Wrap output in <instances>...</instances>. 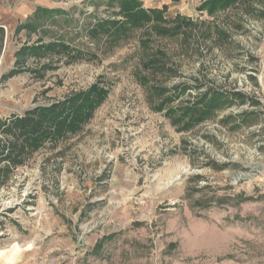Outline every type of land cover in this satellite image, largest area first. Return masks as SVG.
I'll list each match as a JSON object with an SVG mask.
<instances>
[{"label":"rangeland","instance_id":"1","mask_svg":"<svg viewBox=\"0 0 264 264\" xmlns=\"http://www.w3.org/2000/svg\"><path fill=\"white\" fill-rule=\"evenodd\" d=\"M202 1L142 0L168 22L93 37L115 3L0 0V118L110 88L77 132L0 162V264H264V0ZM40 7L66 13L21 29ZM40 40L83 54L41 77L50 57L18 61Z\"/></svg>","mask_w":264,"mask_h":264},{"label":"trees","instance_id":"2","mask_svg":"<svg viewBox=\"0 0 264 264\" xmlns=\"http://www.w3.org/2000/svg\"><path fill=\"white\" fill-rule=\"evenodd\" d=\"M163 1V0H159ZM181 0H172L174 3H179ZM241 0H204L198 7L200 11H207L211 15L217 11H223L234 7ZM244 1V0H243ZM252 1V0H251ZM109 4H116L119 7L118 15L123 17V20L111 19L110 16L99 18L89 35L96 37L98 34L104 33L107 36L118 35L122 30L128 28H143L158 21H167L165 13L168 11V6L163 5L162 9L149 8L143 6L142 0H109ZM36 18L22 24L21 29L27 31L39 32L44 29L46 19L66 13L63 9L37 8ZM178 19V17L176 18ZM39 21H42L41 24ZM168 22V21H167ZM3 31L2 28H0ZM162 34L176 36L178 30L172 29L165 31L161 30ZM39 45L30 47H22L18 52V61L26 56H33L38 61L45 57H50L49 62L44 63L41 67L30 70L32 73L39 74L42 70L53 67V56L57 58L66 57L70 61H76L82 56V52L74 49L67 41L55 40L44 44L42 40ZM162 66V65H161ZM163 67V66H162ZM22 69H13L11 75H18ZM41 77L43 76L40 75ZM110 88H102L100 85H94L91 91L78 94L67 99L63 103L53 104L48 106H38L32 110L25 112L24 116L12 115L8 118H0V162L9 161L19 164L23 160V155L33 154L35 150L40 149L49 141H58L68 132H77L81 128V124L92 117L94 110L100 103L107 99ZM220 98L222 96L220 93ZM211 110H204L203 118L210 117ZM202 118V119H203Z\"/></svg>","mask_w":264,"mask_h":264}]
</instances>
